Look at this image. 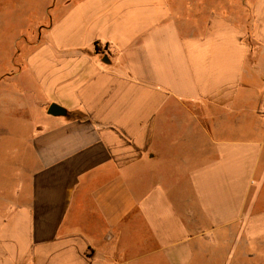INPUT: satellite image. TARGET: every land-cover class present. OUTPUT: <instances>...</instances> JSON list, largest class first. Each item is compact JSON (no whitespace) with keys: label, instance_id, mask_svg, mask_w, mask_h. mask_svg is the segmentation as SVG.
Masks as SVG:
<instances>
[{"label":"crops","instance_id":"obj_1","mask_svg":"<svg viewBox=\"0 0 264 264\" xmlns=\"http://www.w3.org/2000/svg\"><path fill=\"white\" fill-rule=\"evenodd\" d=\"M38 13L27 118L0 126V264L264 258V0Z\"/></svg>","mask_w":264,"mask_h":264},{"label":"rangeland","instance_id":"obj_2","mask_svg":"<svg viewBox=\"0 0 264 264\" xmlns=\"http://www.w3.org/2000/svg\"><path fill=\"white\" fill-rule=\"evenodd\" d=\"M62 1L66 0H0V111H8L0 115L4 128L13 130L27 118V42L34 43L40 28L50 23L38 10L47 6L50 14ZM251 264H264V258H255Z\"/></svg>","mask_w":264,"mask_h":264},{"label":"water","instance_id":"obj_3","mask_svg":"<svg viewBox=\"0 0 264 264\" xmlns=\"http://www.w3.org/2000/svg\"><path fill=\"white\" fill-rule=\"evenodd\" d=\"M46 112L50 115H65L66 109L64 107H62L61 105H59L55 102H52L47 107Z\"/></svg>","mask_w":264,"mask_h":264}]
</instances>
